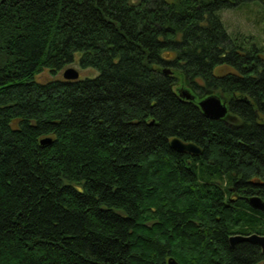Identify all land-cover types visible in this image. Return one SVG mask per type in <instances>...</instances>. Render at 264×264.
I'll use <instances>...</instances> for the list:
<instances>
[{
    "label": "trees",
    "instance_id": "16d2710c",
    "mask_svg": "<svg viewBox=\"0 0 264 264\" xmlns=\"http://www.w3.org/2000/svg\"><path fill=\"white\" fill-rule=\"evenodd\" d=\"M230 1L0 0V264H264L230 243L264 236L263 46Z\"/></svg>",
    "mask_w": 264,
    "mask_h": 264
},
{
    "label": "water",
    "instance_id": "95a60500",
    "mask_svg": "<svg viewBox=\"0 0 264 264\" xmlns=\"http://www.w3.org/2000/svg\"><path fill=\"white\" fill-rule=\"evenodd\" d=\"M4 1V0H3ZM164 73L166 75H169L171 73L170 69H165ZM63 78L68 81H76L80 79V73L78 70H76L73 67H68L63 72ZM180 97L192 101L194 99L193 95L185 90L181 91ZM199 108L203 111V113L210 119L213 120H220L225 119L228 117V108L225 105V103L222 102V100L215 96H208L205 99L201 100L198 103ZM52 140L50 138H44L41 140L42 145L51 144ZM171 147L180 153H189L193 154L195 156H199L202 152L201 148L194 144V143H185L179 138H174L171 141ZM249 205L258 211H261L264 213V201L259 196H253L248 199ZM241 242H248L253 245H257L262 250V253L264 254V236L253 234L249 236L244 235H234L230 237V243L232 246H235L238 243ZM168 264H179L174 258H170L168 260Z\"/></svg>",
    "mask_w": 264,
    "mask_h": 264
},
{
    "label": "rangeland",
    "instance_id": "374dc122",
    "mask_svg": "<svg viewBox=\"0 0 264 264\" xmlns=\"http://www.w3.org/2000/svg\"><path fill=\"white\" fill-rule=\"evenodd\" d=\"M137 2L138 0H134ZM264 12L261 4L251 3V5L239 8L237 10L227 11L223 13V21L228 31L233 35H242L256 40L260 44H264ZM79 59V54H76ZM68 67H73L80 73V78L96 77L98 72L92 69L83 70L79 64L74 62ZM65 68V69H66ZM64 69V70H65ZM64 70L57 75V78H63ZM39 81L47 82L52 79L48 71L43 72L38 77Z\"/></svg>",
    "mask_w": 264,
    "mask_h": 264
},
{
    "label": "flooded vegetation",
    "instance_id": "af4514ba",
    "mask_svg": "<svg viewBox=\"0 0 264 264\" xmlns=\"http://www.w3.org/2000/svg\"><path fill=\"white\" fill-rule=\"evenodd\" d=\"M260 3L261 6L263 7V12H264V0H257L254 3ZM230 3V7L228 9H225L224 11H222V19H223V13L227 12V11H232V10H237L239 8L251 5V1L250 0H232L229 2ZM264 19V18H263ZM224 22V21H223ZM225 24V23H224ZM248 44H251L250 41H247ZM263 48L261 50L260 53V58H261V69H260V73L262 74V82H264V44H262ZM249 69V68H248ZM251 69H249V73ZM194 97V96H193ZM218 97V96H217ZM223 103H225V105L227 106L228 110H229V104L228 101L225 100L223 97H219ZM205 99V98H204ZM187 100V99H186ZM194 100V99H193ZM203 100V99H202ZM190 101V100H187ZM200 102V101H199Z\"/></svg>",
    "mask_w": 264,
    "mask_h": 264
}]
</instances>
